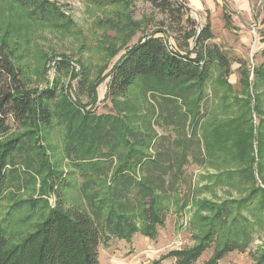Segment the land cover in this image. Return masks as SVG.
<instances>
[{"label":"trees","instance_id":"obj_1","mask_svg":"<svg viewBox=\"0 0 264 264\" xmlns=\"http://www.w3.org/2000/svg\"><path fill=\"white\" fill-rule=\"evenodd\" d=\"M12 1L33 21L60 25L64 19L47 0ZM87 1L97 7L148 2L169 26L125 47L105 75L110 103L105 114L95 112L97 85L84 68L70 74L76 79L73 94L72 87L64 90L56 82L29 88L9 44L0 42V199L10 198L24 214L19 235L0 228V264H100L99 246L112 239L130 242L139 234L154 240L157 228L164 227L172 195L181 206L192 200L184 175L188 164L212 168L209 179L239 196L219 203L195 201L193 245L169 251L153 264L168 259L195 264L207 250L211 255L204 264H219L230 253L247 251L254 230L264 229V187L255 179L256 173L264 185V47L263 62L252 71L238 61L237 96L228 81L231 59L210 43L209 21L196 26L185 0ZM116 18L113 26L124 47L132 36L129 30L138 25L124 13ZM222 18L230 29V18L225 13ZM173 29L180 38L171 46L165 37ZM70 65L62 58L55 70L68 74ZM207 84L223 91L214 108L206 96ZM133 89L137 96L128 97ZM159 121L173 127L174 140L157 134ZM55 132L60 134L65 170L52 160L53 148L46 142ZM38 182L37 196L14 199L25 188L35 192ZM71 189L77 191L79 204L68 205ZM42 195L53 196L54 206ZM253 264H264V249Z\"/></svg>","mask_w":264,"mask_h":264},{"label":"rangeland","instance_id":"obj_2","mask_svg":"<svg viewBox=\"0 0 264 264\" xmlns=\"http://www.w3.org/2000/svg\"><path fill=\"white\" fill-rule=\"evenodd\" d=\"M53 3L64 19L59 20L60 25L44 23L29 18L25 9H21L12 0L0 1V42H7L14 53L15 65L23 73L24 81L29 88L43 87L45 82H56L58 87L69 92L76 91V79H71L70 74L79 72V66L84 68L90 75L93 83L97 85L95 112L105 114L110 111V103L105 98L106 84L108 79L105 75L112 65L123 55L126 46L130 47L140 39L159 30H167L169 22L166 17L152 8L148 2H130L128 6H106L97 7L87 0H47ZM190 8V18L200 28L207 21L211 24L213 40L210 43L219 45L232 61V74L228 81L233 88L234 94L239 96L240 85L237 72L238 61H244L250 71L255 65L263 62L260 51L264 37V0H251V19L242 32L234 24L244 23L247 16L237 14L235 1L231 0H185ZM225 4V8H223ZM126 15L132 23L138 25V29L131 28L130 36L123 47L118 39V32L113 24L119 20L117 14ZM227 14L232 22L230 29L225 28L223 14ZM245 17V18H244ZM260 22V23H259ZM256 25V27H254ZM259 25V26H258ZM172 27V26H171ZM128 31V32H129ZM167 40L171 46L175 45L174 39L180 38L175 29L168 30ZM164 37V34H157ZM247 39V41L245 40ZM262 39V40H261ZM119 49V52H118ZM113 51L118 53L111 56ZM64 58L70 62V73L55 70V64ZM103 77H105L103 79ZM98 78L102 79L98 82ZM249 79L252 81V72ZM213 87V86H212ZM210 88L207 84L205 92L209 105L215 107L220 105L222 90ZM137 96L136 90H131L128 97ZM83 103L87 98H81ZM210 107V108H211ZM203 113V107L201 108ZM253 124L258 122L253 114ZM14 125L12 121H9ZM159 136H165L174 140L176 133L173 127H166L160 121L155 126ZM53 148V159L60 162V170H65L66 165L62 156L60 134L55 132L46 141ZM255 147V145H254ZM256 150H254V154ZM186 181L190 182L192 195L191 202L187 206H181L177 196L172 195L169 203V211L165 217L164 227H158V235L154 240L135 234L130 242L112 239L106 247L99 246L100 264H153L164 254L172 250H181L193 245L191 237L194 231L192 224L195 213V201L209 200L221 202L227 198H238V192L226 186L215 185L209 176L215 171L210 167H200L188 164L184 168ZM75 178V176H73ZM257 185L264 187L255 173ZM78 183V180L75 179ZM40 183L25 188L15 194V198L27 199L37 196ZM184 187L178 192L183 195ZM37 189V191H36ZM184 191V192H183ZM36 194V195H35ZM68 205L79 204L80 198L75 189L66 193ZM53 207L55 199L53 196H40ZM10 198L0 199V228L9 235L17 236L22 233L24 225L20 223L22 212L15 210ZM24 215V214H22ZM264 249V229H255L253 241L249 249L243 253L233 252L226 255L219 264H253L254 256ZM211 255V250L205 251L195 264H204ZM173 259L164 260L161 264H173Z\"/></svg>","mask_w":264,"mask_h":264},{"label":"crops","instance_id":"obj_3","mask_svg":"<svg viewBox=\"0 0 264 264\" xmlns=\"http://www.w3.org/2000/svg\"><path fill=\"white\" fill-rule=\"evenodd\" d=\"M231 1H235V3L237 4L236 5L237 6L236 9L238 10L237 14H239L241 16H247V18H248V19H245V22L244 23H239L238 25L237 24H234L238 29L241 30L240 32H242L244 29H246V27L248 25L246 23V21H250V19H251V8H250V4H252V2H251V0H231ZM263 26H264V21H263L262 27ZM254 27H256V25H254ZM262 39H263V41L261 42V45L264 46V37ZM245 40L247 41V39H245Z\"/></svg>","mask_w":264,"mask_h":264}]
</instances>
